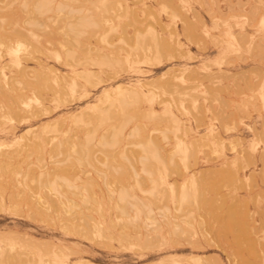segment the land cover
<instances>
[{
  "label": "rangeland",
  "instance_id": "374dc122",
  "mask_svg": "<svg viewBox=\"0 0 264 264\" xmlns=\"http://www.w3.org/2000/svg\"><path fill=\"white\" fill-rule=\"evenodd\" d=\"M15 56L0 264H264V0H0Z\"/></svg>",
  "mask_w": 264,
  "mask_h": 264
},
{
  "label": "bare ground",
  "instance_id": "6f19581e",
  "mask_svg": "<svg viewBox=\"0 0 264 264\" xmlns=\"http://www.w3.org/2000/svg\"><path fill=\"white\" fill-rule=\"evenodd\" d=\"M39 6H40L39 7L40 10H44L45 9V5H43V4H40ZM42 7H43V9H42ZM83 20H86L85 22H88L89 21L87 24L91 23V21L89 19L88 20L87 19H81V23L80 22H77V23H80V24H78V27H76L77 23L75 24V26H73L74 25L73 24V25H71L72 27H68V28H71L70 30H73L71 32L70 30L67 29L68 30L67 32L70 31L69 35L70 34H74L75 35L76 34V31H77V33L80 32L81 26H83L85 24V22H83ZM65 28H66V26H65ZM72 28H74V29H72ZM73 32H75V33H73ZM27 58L28 57H26L25 59H27ZM71 59H72V61L74 63L75 62H79V60L77 59V57L75 55H71ZM46 60L38 59L37 64L34 65V66H32V68H31L30 65L27 63V61L24 62L20 56H15L14 61H15L16 65H17V67H18V72H16L13 76H8V74L5 71H2V73L0 71V74H1L0 75V78H1L0 79V94H3L4 95V92L5 91L7 93H10L11 91H13V90H15L17 88L15 84L16 83H20L22 81H23V83L31 84L32 83L31 82V78H32V76L33 77L35 76V74L38 72V70H41V71H44V70L54 71L56 77L61 78V75H59L57 72H55L56 70H54V68L52 66L50 67V64ZM89 71H90V69L88 67H84L83 70H80L77 67H74V68L71 69V73H72L73 76L74 75H85V76H89L91 74V72H89ZM18 89H19V91H22V90H20V89H22V87H18ZM7 93H6V95H7ZM20 94H22V93L20 92L15 98H18L20 96ZM10 95H11V93H10ZM20 103H22V102H20ZM43 108H45V107L43 106L42 109ZM29 112H30V117H35L36 116L35 111H29ZM27 131L30 132L31 131V128H28ZM17 138L18 139H21L22 138V135L21 136L20 135L18 136L16 134V136L13 137V139H17ZM39 186H41V187L56 188V185L54 183H46V182L39 183ZM123 198H124V196H123ZM50 202L56 203L57 207L60 204L63 203V201L61 199L60 200L59 199H52ZM69 262L70 261H68V259L66 257H63V259H60V260L57 261V264H72V263H69Z\"/></svg>",
  "mask_w": 264,
  "mask_h": 264
}]
</instances>
